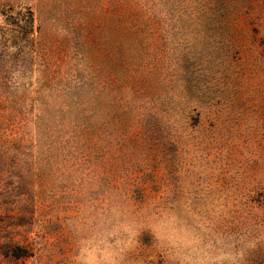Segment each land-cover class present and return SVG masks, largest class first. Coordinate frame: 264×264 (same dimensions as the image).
I'll return each instance as SVG.
<instances>
[{"label":"rangeland","instance_id":"obj_1","mask_svg":"<svg viewBox=\"0 0 264 264\" xmlns=\"http://www.w3.org/2000/svg\"><path fill=\"white\" fill-rule=\"evenodd\" d=\"M0 264H264V0H0Z\"/></svg>","mask_w":264,"mask_h":264}]
</instances>
